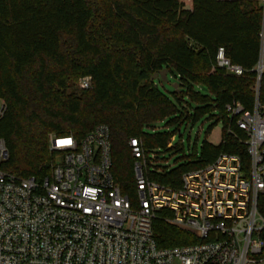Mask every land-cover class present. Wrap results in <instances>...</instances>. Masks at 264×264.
<instances>
[{"label": "trees", "instance_id": "trees-1", "mask_svg": "<svg viewBox=\"0 0 264 264\" xmlns=\"http://www.w3.org/2000/svg\"><path fill=\"white\" fill-rule=\"evenodd\" d=\"M185 2L0 0V99L6 104L0 140L8 151L0 168L22 178L44 176L54 160L51 133L82 138L99 124L110 129L112 173L132 200L133 137L141 138L147 153L183 154L173 168L147 170L150 179L175 188L185 172L205 167L220 153L239 155L248 165L243 136L225 131V105L239 101L251 109L257 96L264 104V72L257 81L254 71L264 7L259 0ZM221 47L245 69L242 76L212 71ZM86 75L92 86L80 89L78 80ZM170 76L178 105L160 87ZM215 108L224 123L222 140L217 146L205 141L201 154L187 156L182 143L169 146L175 133L155 131L167 120L180 132L184 122L194 124ZM258 210L264 216V194ZM153 229L160 247L197 241L171 225L165 211Z\"/></svg>", "mask_w": 264, "mask_h": 264}, {"label": "built area", "instance_id": "built-area-1", "mask_svg": "<svg viewBox=\"0 0 264 264\" xmlns=\"http://www.w3.org/2000/svg\"><path fill=\"white\" fill-rule=\"evenodd\" d=\"M218 68L235 76L245 72L222 47L212 71ZM254 71L259 81L264 26ZM78 86L91 88L92 77H81ZM5 111L0 99V117ZM225 116V131L243 136L248 165L239 155L220 153L205 167L185 172L175 188L147 176L150 164L158 165L157 151L147 153L141 138L133 137L136 200L112 173L106 124L82 138L51 133L54 160L46 175L22 178L0 168V264H264V216L258 210L264 194V104L258 96L251 109L233 101L225 105ZM7 157L0 140V161ZM160 211L197 241L160 247L153 229Z\"/></svg>", "mask_w": 264, "mask_h": 264}, {"label": "rangeland", "instance_id": "rangeland-1", "mask_svg": "<svg viewBox=\"0 0 264 264\" xmlns=\"http://www.w3.org/2000/svg\"><path fill=\"white\" fill-rule=\"evenodd\" d=\"M186 5V2H185ZM172 84H175V78L173 76L168 77V82L160 83L161 89L167 94V96L172 100L173 103L178 105V100L174 93V88ZM79 87V86H78ZM204 93H207V89L203 88ZM220 110H209L207 114H203L196 122L193 124H189L188 122H184L181 126L180 132L177 131L178 124H169L166 121L160 122L156 126L157 132H167V133H175V138L173 140V144L182 143L185 153L187 156H190L193 150H196L199 154L203 151V143L205 141L211 143L214 146H217L221 143L224 123L221 119H219ZM159 151V150H152ZM163 151V150H162ZM164 152V151H163ZM158 154V165L167 166L168 168H173L177 164L175 163V159L183 157V154H171L168 152ZM163 158L167 160L164 161ZM156 162V161H155ZM184 162V159L181 160ZM156 165L150 164L149 170H155Z\"/></svg>", "mask_w": 264, "mask_h": 264}, {"label": "snow or ice", "instance_id": "snow-or-ice-1", "mask_svg": "<svg viewBox=\"0 0 264 264\" xmlns=\"http://www.w3.org/2000/svg\"><path fill=\"white\" fill-rule=\"evenodd\" d=\"M71 141L70 140H62V141H60L59 143H61V144H65V143H70Z\"/></svg>", "mask_w": 264, "mask_h": 264}, {"label": "water", "instance_id": "water-1", "mask_svg": "<svg viewBox=\"0 0 264 264\" xmlns=\"http://www.w3.org/2000/svg\"><path fill=\"white\" fill-rule=\"evenodd\" d=\"M182 1H184L185 2V0H182ZM192 7V6H191ZM186 9H191V8H189V7H185ZM166 74V72L165 71H163V75H165ZM174 86H177V84H174Z\"/></svg>", "mask_w": 264, "mask_h": 264}]
</instances>
